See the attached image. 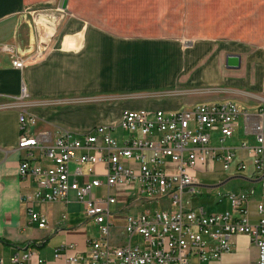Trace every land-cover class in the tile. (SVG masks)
Wrapping results in <instances>:
<instances>
[{"label":"crops","instance_id":"0c3cea01","mask_svg":"<svg viewBox=\"0 0 264 264\" xmlns=\"http://www.w3.org/2000/svg\"><path fill=\"white\" fill-rule=\"evenodd\" d=\"M41 1L0 0V45L9 48L0 50L2 264H15L11 257L28 246L45 264H63L55 259L56 248L68 243L84 250L93 238L89 222L84 217L77 221L74 216L81 204L74 194L68 202L37 205L47 217L45 228L30 222L21 201L22 194L32 188L30 180H23L19 174L26 155L18 147L21 113L35 118L28 124L30 133L54 138L63 130L116 123L125 110L174 112L202 103H234L248 119L241 115L233 136L224 141H220V131H212L210 145L236 151L248 168L238 172L232 167L225 178L217 179V184L204 185L199 176L200 186L225 187L212 193L211 204L223 207L216 213L231 209L229 192L257 187L250 153L241 144H255L251 125L261 122L264 127V0H156V17L161 18L163 27H178L179 19L188 23L181 34L176 30L158 35H123L76 14L40 22L42 29L48 24L47 28L56 32L40 44L35 22L26 16V8ZM169 11L182 13L184 18L174 15V23L166 25ZM18 13L21 15L17 18ZM39 44H46L48 49L42 58L31 60ZM17 56L26 60L23 69L13 66L12 59ZM216 162L223 168L222 162L215 160L211 173ZM192 205L205 209L202 204ZM251 209L255 212L254 203ZM230 240L231 251L224 252L214 264H236L238 253L251 243L246 234L233 235ZM257 255L254 247V257ZM34 262L35 258L27 264Z\"/></svg>","mask_w":264,"mask_h":264},{"label":"built area","instance_id":"2783aa9c","mask_svg":"<svg viewBox=\"0 0 264 264\" xmlns=\"http://www.w3.org/2000/svg\"><path fill=\"white\" fill-rule=\"evenodd\" d=\"M12 61L15 68L26 66L24 58ZM26 95L23 85L22 97ZM241 115L248 119L229 102L202 103L174 112L125 110L116 123L63 130L51 138L46 133H30L28 124L35 118L21 113L18 147L26 155L19 174L32 185L21 201L30 222L47 226L38 204L68 202L71 194L83 203L84 218L98 227L99 235L89 239L84 250L68 243L56 248L55 259L63 264H194L193 257L197 264H211L209 258L216 261L231 251L230 238L237 234L249 235L258 250L254 264H264L261 122L251 125L255 144H241L250 153L257 187L229 192L232 207L222 213L209 214L204 207L193 206L191 199L201 185L199 175L211 173L215 160L226 171L248 168L236 151L210 145L214 130L220 131V141L232 137ZM244 126L247 129L248 124ZM119 128L128 132L121 144L116 135ZM161 202L168 208L150 206ZM33 258V264H45L29 246L16 252L11 261L27 264Z\"/></svg>","mask_w":264,"mask_h":264},{"label":"rangeland","instance_id":"374dc122","mask_svg":"<svg viewBox=\"0 0 264 264\" xmlns=\"http://www.w3.org/2000/svg\"><path fill=\"white\" fill-rule=\"evenodd\" d=\"M64 2V3H63ZM71 5V9L69 8ZM157 7L156 0H42L39 5H33V7H27L28 11L26 16L30 15L31 19L35 22L36 30L38 32L39 43L48 42L50 38V33H56L55 29L47 28L48 24L44 25V29L41 28L40 22L48 23L50 20H64L74 17L76 14L87 21H93L106 26L107 29L114 31L118 34L123 35H138V34H150L158 35L162 34L164 31L176 32L179 30L180 34L183 33V28L188 24L183 19H179L178 27H163L161 18L157 19V12L155 11ZM185 10V8L183 7ZM182 9V10H183ZM21 15L18 13L17 18ZM155 15V16H154ZM181 16L184 18L182 13L177 15L174 12H166L167 19L165 21L166 25H171L174 23L173 16ZM168 16L170 19H168ZM155 17V19H151ZM148 19V20H146ZM145 20V21H142ZM148 26V27H147ZM60 35V32L57 33ZM39 44V48L33 53L32 56L34 60L42 58V56L47 51V46ZM188 45L189 43H184ZM5 45H0V50H2ZM7 51V50H6ZM31 56V57H32ZM116 135H118V142L122 143L123 135H128V132L119 128ZM228 175L227 171L224 170L220 162H216L215 171L209 174H200L201 183L204 185L217 184V179H223ZM225 187L210 188L201 187L196 188V193L191 196L192 202L194 204H202L205 206L207 213H216L223 210L222 206H213L212 200L214 196L212 193L218 190H223ZM154 209H167L166 204H151ZM77 221H80L83 215V203L75 208L74 213ZM89 233L92 237H97L99 235L98 227L89 223ZM118 233V232H117ZM247 235V234H246ZM254 247L253 243L246 245L241 249L237 255L236 264H254L256 258L254 257ZM214 264V258H209ZM192 261L194 264L198 263L197 257H193Z\"/></svg>","mask_w":264,"mask_h":264},{"label":"water","instance_id":"95a60500","mask_svg":"<svg viewBox=\"0 0 264 264\" xmlns=\"http://www.w3.org/2000/svg\"><path fill=\"white\" fill-rule=\"evenodd\" d=\"M64 3V2H63Z\"/></svg>","mask_w":264,"mask_h":264}]
</instances>
